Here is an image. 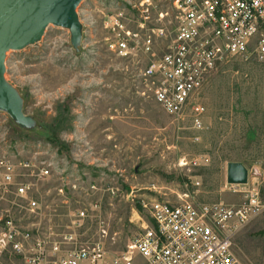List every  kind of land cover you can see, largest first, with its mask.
Listing matches in <instances>:
<instances>
[{"label":"rangeland","instance_id":"374dc122","mask_svg":"<svg viewBox=\"0 0 264 264\" xmlns=\"http://www.w3.org/2000/svg\"><path fill=\"white\" fill-rule=\"evenodd\" d=\"M138 2L83 0L77 8L83 25L78 49L69 29L49 25L40 41L6 55L5 77L36 122L23 128L0 111V156L47 160L54 170L73 174L81 187L94 184L90 194L79 191L67 205L47 192L48 207L37 221L47 232L69 231L71 214L99 202L80 232L84 240L102 238L109 260L123 255L150 220L151 199L177 202L188 194L197 203L239 205L244 196L227 185L230 162L246 166L249 182L264 199V61L235 56L217 67L201 93L200 128L188 113L170 116L140 69L173 36L172 0H155L148 24L164 26L168 36L152 54L141 55L140 65L107 47L104 20L119 10L143 20L133 7ZM51 187L50 182L46 188ZM262 227L255 220L234 236L236 252L247 264H261Z\"/></svg>","mask_w":264,"mask_h":264},{"label":"built area","instance_id":"2783aa9c","mask_svg":"<svg viewBox=\"0 0 264 264\" xmlns=\"http://www.w3.org/2000/svg\"><path fill=\"white\" fill-rule=\"evenodd\" d=\"M138 1L133 7L143 20L133 21L119 10L104 20V27L110 35L107 47L140 65L141 55L152 54L168 30L148 24L155 0ZM172 4L177 20L173 36L140 74L167 114L188 113L200 128L205 110L201 93L217 67L235 56L254 55L264 61V0H172ZM227 185L231 193L244 196L239 205L197 203L188 194L177 202L151 199L146 204L150 220L143 222L123 255L109 260L102 238L84 240L80 232L89 210L99 208V202L71 214L69 231L47 232L37 221L48 207L47 192L53 201L67 205L79 191L90 194L94 184L81 187L73 174L54 170L47 160L0 156V264L2 258L8 259L6 264H247L233 239L255 220L262 221L264 232V199L249 180Z\"/></svg>","mask_w":264,"mask_h":264},{"label":"water","instance_id":"95a60500","mask_svg":"<svg viewBox=\"0 0 264 264\" xmlns=\"http://www.w3.org/2000/svg\"><path fill=\"white\" fill-rule=\"evenodd\" d=\"M83 0H0V111H4L23 128L35 125L24 112V100L6 79V55L41 40L49 25L69 29L71 44L78 49L83 25L77 8ZM248 170L241 162L227 165V182L245 184Z\"/></svg>","mask_w":264,"mask_h":264}]
</instances>
